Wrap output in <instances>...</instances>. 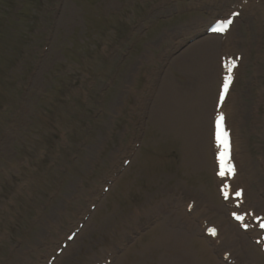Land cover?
Returning a JSON list of instances; mask_svg holds the SVG:
<instances>
[{
    "label": "rangeland",
    "instance_id": "obj_1",
    "mask_svg": "<svg viewBox=\"0 0 264 264\" xmlns=\"http://www.w3.org/2000/svg\"><path fill=\"white\" fill-rule=\"evenodd\" d=\"M18 1L0 0V38L13 36L0 81V264H123L143 252L150 227L176 212L190 217V234L209 241L215 261L206 264L250 261L252 247L228 249L216 233L231 221L248 232L231 212L252 206L248 194L238 205L224 199L212 166L218 50L205 66L190 49L231 8L220 13L212 0H26L41 8L23 12ZM224 1L240 3L235 35L249 52L234 90L247 112L233 129L236 155L243 144L261 172L249 184L263 197L264 0ZM256 237L254 259L264 261Z\"/></svg>",
    "mask_w": 264,
    "mask_h": 264
},
{
    "label": "bare ground",
    "instance_id": "obj_2",
    "mask_svg": "<svg viewBox=\"0 0 264 264\" xmlns=\"http://www.w3.org/2000/svg\"><path fill=\"white\" fill-rule=\"evenodd\" d=\"M222 2V3H220ZM224 2V3H223ZM215 5L218 6L220 10L219 12H227L230 8V2L224 1V0H214ZM259 4V3H258ZM257 4V5H258ZM260 10L262 19H264V5L260 4ZM237 21L233 24L230 29L224 33L223 36H220L218 34H210L209 36L203 38L202 40L198 41L195 45H191L190 49H195L196 53L202 54L203 60L205 59V66L212 61V50L217 48V64H218V83L220 82V79H222V72L223 67L222 64L228 60H236L237 61V69L243 68L245 65L247 58L249 56V52L247 54L246 45H248L247 41L241 39L239 36L235 35V27H236ZM249 36H254L253 32H250ZM262 50L264 52V43L261 45ZM195 53V52H194ZM195 53V54H196ZM264 56V55H263ZM215 61L213 60V63ZM223 70V71H222ZM206 82V80H205ZM237 79L235 81L234 86L229 91V95L227 97L226 102L223 104L220 111H224L227 114L226 123L231 128H238L239 125H241L242 121L246 117V105L239 100V94L235 93V86H236ZM222 84V83H221ZM220 85V84H219ZM220 88V87H219ZM188 94V93H187ZM217 99V98H216ZM262 101V99L260 100ZM232 103V108H234V112H232V108L230 104ZM217 105V101H216ZM216 105L214 107L213 112L216 110ZM218 108V110H219ZM231 111V112H230ZM234 114V115H233ZM184 116V113L181 111V116ZM214 121V119H213ZM213 121L211 125V132H212V140H213V133H214V127H213ZM232 136H233V142H232V151H233V159H236V135L232 130ZM242 148V154L239 157L240 162H237L236 160V171L233 178V183L241 184V185H247L248 189L245 191L246 194H248V198L252 201V206L255 208V212L263 211L264 212V196L262 197L259 195L255 190L251 188L250 181L252 179H256L258 177V174L261 173L257 170V167L252 163L251 159L247 155L244 145L241 144L240 146ZM196 149V148H195ZM214 152H219V149L216 148H210ZM197 153V150H196ZM196 160L199 161L200 166L207 168L210 166V163H207L206 161H200V154L199 158L196 157ZM214 165H212L217 170V164L214 161ZM215 173V172H214ZM216 180L220 182V179L216 177ZM260 185V184H258ZM165 202V201H164ZM162 202V203H164ZM261 206V208H260ZM154 212V211H153ZM152 212V213H153ZM217 213H220L218 211ZM259 214V213H258ZM163 217L161 221H158L157 223H160V226L154 228L153 226L150 227V237L149 242L146 244V246L143 247V252L141 254H130L129 256H126L123 264H206L207 260L210 262L215 261L214 251L213 248L209 245V241L204 237H199L197 232L189 233L188 228L186 225V220L190 218L187 215H182L179 213H175L174 217ZM222 222V220H219ZM165 222V223H164ZM143 224H147L148 221L142 222ZM155 223V225H157ZM183 224L185 226H183ZM231 224L229 228L224 226L222 224L221 227H219L218 230V237L221 236L223 238V245L226 246L228 249H239V245L243 244L248 247H252L251 253L249 254L250 261L246 260V264H257L258 260L261 262H264L263 259H254L256 257V254L259 255L258 251H254L253 245L250 242V238L252 237L253 231L249 232H243V231H237L234 226L235 223L231 221ZM191 228V227H190ZM193 230V229H191ZM189 233V234H188ZM258 233V231L254 230V234ZM249 240V243L245 240V238ZM123 243L126 242L125 236L123 237ZM257 246V245H254ZM257 252V253H256ZM122 254H120L121 256Z\"/></svg>",
    "mask_w": 264,
    "mask_h": 264
},
{
    "label": "snow or ice",
    "instance_id": "obj_3",
    "mask_svg": "<svg viewBox=\"0 0 264 264\" xmlns=\"http://www.w3.org/2000/svg\"><path fill=\"white\" fill-rule=\"evenodd\" d=\"M236 15L238 16L239 13H236ZM232 24H233V20L229 19L225 22H221V23L217 24L211 30L213 32H216V33H226ZM236 67H237V61L236 60H228L225 63L227 75L225 77L223 87H222L221 96H220V103L221 104H223L225 98L227 97V95L229 93V89L232 86L233 79H234L233 72L236 69ZM224 121H225V117H224L223 113H221L217 119V129H218L217 140L219 142V146L222 148V151L220 154L221 170L219 172V175L222 177L226 175V171L229 174L235 173V167L232 166L231 164H228L227 169L225 171L226 158L230 159V155H231V144H230V140H229V135L225 131V128H224ZM235 195L239 197L242 195V193L236 192ZM227 196H228V193H225V198H227ZM236 218L238 220H241V221H243V219H244L243 216H237ZM243 226L245 229L248 228L247 224H244ZM259 226L261 228H264V223L260 224ZM211 234L215 235V230H212Z\"/></svg>",
    "mask_w": 264,
    "mask_h": 264
},
{
    "label": "trees",
    "instance_id": "obj_4",
    "mask_svg": "<svg viewBox=\"0 0 264 264\" xmlns=\"http://www.w3.org/2000/svg\"><path fill=\"white\" fill-rule=\"evenodd\" d=\"M42 3H43V0H41V4H42ZM17 4L20 5L19 11H23V12L26 11V7H27V8L30 7L31 9L34 8L35 10L41 8V6H39V5H35V6H27V4H26V0H19ZM32 12H33V11H32ZM18 21H19V20H18ZM7 27H9V26L7 25ZM12 37H13V36H12L11 32L9 31V32L6 34L5 37L0 38V45L2 46L3 51H5V47H7V46H11V44H12ZM4 46H5V47H4ZM2 48L0 49V81H2V79H3V74L5 73V68H4V66H5L6 63H8V59H9V57H10V55L8 54V50H9V48L7 47V50H6L5 52H2ZM13 52H14V51H13Z\"/></svg>",
    "mask_w": 264,
    "mask_h": 264
}]
</instances>
